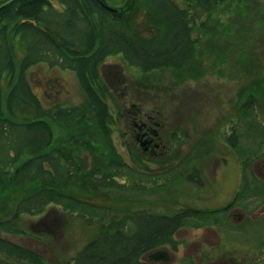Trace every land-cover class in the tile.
I'll use <instances>...</instances> for the list:
<instances>
[{
  "label": "rangeland",
  "instance_id": "1",
  "mask_svg": "<svg viewBox=\"0 0 264 264\" xmlns=\"http://www.w3.org/2000/svg\"><path fill=\"white\" fill-rule=\"evenodd\" d=\"M176 1L183 5L182 0ZM107 3L119 8L121 19L141 37L158 36L159 30L150 25L143 4L135 0ZM200 39L193 62L179 73L164 70L142 74L129 67L120 55L109 57L100 68L101 81L109 89L105 98L109 108L107 132L98 128L91 114L84 110L86 100L71 71L40 64L26 72L32 92L43 108H81L79 116L64 121L44 118L52 132L51 141L48 143L43 133H37L31 141L33 152L55 147L76 154L80 173L64 186V192L127 215H173L184 210L202 214L210 208H223L233 200L242 173L243 177L245 172L246 176L257 175L264 181V138L248 137L243 127L246 119L239 117L244 103L263 101L258 102L256 110L264 127V0H226L209 10L207 29ZM11 44L16 79L23 48L18 37ZM10 89L8 78L4 77V115L16 122L39 118L35 108L28 104H14L9 112L6 98ZM132 113L139 120L152 117L160 123L164 156L159 153L150 159L136 145L131 134ZM235 131L239 138L243 135L237 149L228 140ZM133 157L145 166L144 173L151 176V181L150 177L143 178V182L121 184L114 189L91 190L87 185V173L102 169L109 161L130 165ZM174 166L179 168L174 174L164 176L160 183L154 180L160 172H169ZM19 194L18 188L13 192L0 184V222L13 219L14 199ZM248 211L252 217L264 214V202L252 201ZM221 213L225 218L226 211ZM221 213L217 217L223 218ZM230 215L228 230H219L220 234L200 227L198 221H190L187 229L175 236L179 247L172 254L174 261L264 264V215L259 219L262 222L242 234L236 233V227L246 223L235 215L244 216V212L237 209ZM14 224L25 234L0 232V237L38 252L48 264H72L74 256L90 240L106 232L94 220L62 213L55 207L41 216L22 215ZM0 264L26 263L0 252Z\"/></svg>",
  "mask_w": 264,
  "mask_h": 264
},
{
  "label": "trees",
  "instance_id": "2",
  "mask_svg": "<svg viewBox=\"0 0 264 264\" xmlns=\"http://www.w3.org/2000/svg\"><path fill=\"white\" fill-rule=\"evenodd\" d=\"M136 1L146 5L150 25L159 30L156 38L139 36L129 23L106 10L99 0H0V184L1 188L15 192L16 187L20 191L14 199L13 219L1 221L0 232L21 236L25 232L14 224L16 219L26 214L41 216L52 207L96 221L106 232L90 240L74 256L72 264H148L143 261L146 254L173 244L178 230L190 221L201 222L206 217L205 213L190 210L173 215L142 212L127 215L104 208L62 190L80 173L76 154L55 147L42 152L30 150L37 133H43L48 143L52 139L44 118L64 121L79 116L81 108L63 105L43 108L28 81L29 69L44 64L49 69L71 71L85 97L84 110L91 114L98 128L107 132L109 108L105 98L109 89L101 81V65L109 57L120 55L129 67L142 74L181 72L196 57L200 38L207 29L209 10L226 0H182L183 5L176 0ZM15 37L23 48L16 79L11 44ZM4 77L11 88L6 98L7 110L12 112L11 106L17 103L28 104L35 108L39 118L16 122L4 115ZM258 102L263 103H244L239 117L243 115L246 119L243 127L248 137L264 138V127L256 110ZM241 137L235 131L229 135V143L237 149L243 141ZM133 159L131 165L109 161L102 169L92 170L85 175L87 185L91 190L114 189L121 184L143 182V178L150 177L151 181V176L144 173L145 166ZM251 179L255 183L253 189L245 185L234 200L236 204L252 197L258 203L264 202V181L247 180ZM0 252L26 264H48L38 252L3 237Z\"/></svg>",
  "mask_w": 264,
  "mask_h": 264
},
{
  "label": "flooded vegetation",
  "instance_id": "3",
  "mask_svg": "<svg viewBox=\"0 0 264 264\" xmlns=\"http://www.w3.org/2000/svg\"><path fill=\"white\" fill-rule=\"evenodd\" d=\"M131 121H132V127H133L132 132H131V134H133V140H134V142L136 140L140 145L143 146V149H144L143 152L145 153V155L151 156V157H148L150 159L155 157L156 155H159V153H160L159 156H164L165 155L164 154L165 153V145L162 143L161 136H160V123L154 122L152 117L148 118L147 121L139 120L134 113L131 114ZM173 169H175V172H176V169L178 170L179 168L174 166ZM250 178L260 179V178H258L257 175L256 176L251 175V177L250 176L248 177V176H246L245 172H244V177H243V173H242V175L240 176V179L242 180V182L239 185V188L237 189L236 195L233 198V200L230 203H228L227 205H225L223 208H221V207L217 208V209L210 208V209L206 210L205 211L206 217L201 221L203 223V225H201L200 227L210 229L213 232H215L216 234H220L219 230H222L223 232L227 231L228 230L227 225L229 222L230 212L239 209V210H242L244 212V216L235 215V217L238 220L245 221L244 223H246V224L245 225L241 224L242 226L238 225V227H236V231H237L236 233L242 234L248 227L254 226V225H256L262 221H263L262 230H264V220H262V221L259 220L260 217L264 215V214H262L263 212L260 213L261 212L260 211L259 215H257L256 217H252L251 213H249V211H248V208L250 207L249 199L244 200L243 202H237V204L234 201L235 198L239 194L240 195L242 194V190L244 189L245 185H246V187L249 186L250 188L253 189V185H255V183H254L253 179H251V181L247 180ZM163 180H164V178H161L159 183L162 182ZM200 181H201V179H200ZM222 211H226V213H227V215H225V218H224V214L221 213ZM220 213L223 215V218L217 217V215ZM244 217H245V220H244ZM182 229H187V227H183L180 230H182ZM180 230H178L177 233ZM176 234H175V236H176ZM178 247H179V243H178V240H176V238H174L173 244L163 247V250H165L168 258H170V260H171L167 264H183L184 259L182 260V262L181 261L180 262L174 261V256L172 255L174 251L178 250ZM199 258L202 259L203 257L201 256ZM147 261L148 262L150 261L149 257H148ZM168 261H165V262H168Z\"/></svg>",
  "mask_w": 264,
  "mask_h": 264
},
{
  "label": "water",
  "instance_id": "4",
  "mask_svg": "<svg viewBox=\"0 0 264 264\" xmlns=\"http://www.w3.org/2000/svg\"><path fill=\"white\" fill-rule=\"evenodd\" d=\"M149 260L155 263L168 261L169 258L166 252L159 251L149 255Z\"/></svg>",
  "mask_w": 264,
  "mask_h": 264
}]
</instances>
